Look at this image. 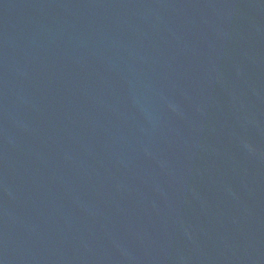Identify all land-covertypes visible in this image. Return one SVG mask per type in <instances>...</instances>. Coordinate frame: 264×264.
Returning <instances> with one entry per match:
<instances>
[{
	"label": "water",
	"instance_id": "water-1",
	"mask_svg": "<svg viewBox=\"0 0 264 264\" xmlns=\"http://www.w3.org/2000/svg\"><path fill=\"white\" fill-rule=\"evenodd\" d=\"M0 264H264V0H0Z\"/></svg>",
	"mask_w": 264,
	"mask_h": 264
}]
</instances>
